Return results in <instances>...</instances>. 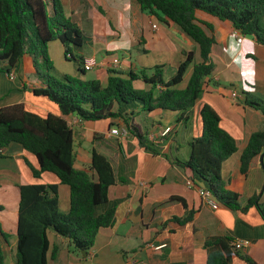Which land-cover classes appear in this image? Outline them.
Returning <instances> with one entry per match:
<instances>
[{
	"label": "crops",
	"instance_id": "obj_1",
	"mask_svg": "<svg viewBox=\"0 0 264 264\" xmlns=\"http://www.w3.org/2000/svg\"><path fill=\"white\" fill-rule=\"evenodd\" d=\"M66 16L77 24L83 36L81 47H71L73 55L65 57L64 46L59 40L48 43L53 63L61 54L63 66L55 68V76L81 75L107 82L109 70L128 76L130 70L153 68L162 65L164 80L176 71L184 60V51L195 50L197 44L172 22H162L154 15L140 10L135 0H61ZM200 20L209 22L214 36L210 58L214 70L206 79L203 91L195 104L181 115L180 111L153 109L144 111L140 103L128 107L122 117L99 120H81L75 114L63 115L73 133L74 167L88 170L91 152L95 148L109 160L115 183L108 189V199L116 202L115 222L100 228L94 244L82 258L70 252L68 241L49 231L48 236L57 253L49 264H204L207 239L227 236L230 245L238 240H249L240 249L256 264H264V220L254 205L243 209L250 197L258 194L264 202V153L254 160L248 174L240 171V154L250 135L264 128V114L242 103L244 92L264 100V45L252 36L242 35L237 41L238 30L228 21H219L203 13ZM152 24L156 27L153 28ZM203 26V25H202ZM241 34V33H240ZM59 43L50 48V45ZM120 52V53H115ZM117 60V63H114ZM55 64V63H54ZM90 69L86 70L84 65ZM14 79L7 72H0V107L22 103L24 107L41 116L48 113L60 115L58 108L43 96L32 94L29 89L38 85L29 80L34 71L28 55H24L16 68ZM91 72V77H86ZM191 70L179 84L186 85ZM26 85L27 89L22 86ZM134 87L148 89L143 79L133 81ZM160 86L154 91L158 94ZM233 93L235 94L233 96ZM210 105L220 116V126L234 139L237 151L222 162L221 177L226 186L238 193L240 208L229 209L223 205L211 208L198 193L204 188L194 182L190 169L180 165L190 153V141L201 135L200 107ZM117 106L114 105V109ZM124 119L135 122L155 148L152 153L141 147L131 134L123 135ZM170 131L162 135L163 130ZM117 128L119 134H111ZM0 158V222L4 231H13L7 239L0 238L4 264H15L18 184L42 183L58 185V209L67 212L69 188L60 184L50 172L34 177L37 168L34 156L16 142H11ZM190 179L193 186L186 184ZM12 189H11V187ZM171 196L184 199L187 207ZM194 210L192 219L177 222L173 217L184 218ZM232 247V246H231ZM69 249V250H68ZM230 264H247L233 257Z\"/></svg>",
	"mask_w": 264,
	"mask_h": 264
},
{
	"label": "trees",
	"instance_id": "obj_2",
	"mask_svg": "<svg viewBox=\"0 0 264 264\" xmlns=\"http://www.w3.org/2000/svg\"><path fill=\"white\" fill-rule=\"evenodd\" d=\"M141 11L156 16L162 22L177 25L197 44L199 61L195 50L184 51L175 73L167 80L162 75V65L153 68L130 70L123 77L117 70H109L107 82L98 78H84V69L78 61L79 75L55 76L54 63L48 52V43L59 40L65 57L74 59L71 47H81L83 36L70 17L64 13L61 0H0V72L9 73L16 68L24 55H28L40 84L29 91L43 96L60 111V115L48 113L41 116L27 110L22 103L0 107V158L11 142L19 143L31 153L37 168L34 177L43 172L53 173L60 184L69 188L67 212L58 209V185L29 183L18 184L19 199L15 235V264H49L57 253L51 245V231L68 241L70 252L82 258L94 244L100 228L115 222L116 202L108 199V189L115 183V175L107 157L95 148L91 152L88 170L74 167L73 133L63 115L75 114L81 120H99L122 117L123 112L136 103L144 111L156 108L180 111L181 115L191 108L200 97L206 79L211 76L214 65L210 53L215 42L208 31L209 22L200 20L198 13L219 21H228L244 36H252L264 45V0H135ZM203 25V26H202ZM207 29V30H206ZM191 70L186 85L179 84ZM143 79L148 89L134 87L133 81ZM160 86L158 94L154 91ZM22 88L27 89L26 85ZM264 114V100L244 92L242 100ZM114 105L117 106L114 109ZM202 133L190 141L188 158L180 165L191 170V179L200 182L210 191L212 198L229 209L240 208L238 193L230 190L221 177L224 160L237 151L235 139L220 126V116L214 108L204 103L199 110ZM125 128L141 147L156 153L135 122L124 119ZM264 153V128L253 132L240 154V171L248 174L251 164ZM186 208L181 197L171 196ZM254 205L264 220V202L258 194L253 195L243 207ZM242 208V207H241ZM3 207L0 205V211ZM189 210L182 220L192 219ZM13 231H4L0 222V238L7 242ZM207 259L204 264H230L238 257L247 264H256L246 253L233 249L230 238L221 236L204 242ZM68 249V250H69ZM0 264H4L0 240Z\"/></svg>",
	"mask_w": 264,
	"mask_h": 264
},
{
	"label": "built area",
	"instance_id": "obj_3",
	"mask_svg": "<svg viewBox=\"0 0 264 264\" xmlns=\"http://www.w3.org/2000/svg\"><path fill=\"white\" fill-rule=\"evenodd\" d=\"M152 27L155 28L156 25H155V24H152ZM241 40H242V34L239 33V34H238V37H237V41H238V42H241ZM114 63H117V60H114ZM84 68H85L86 70H88V69H90V66H89L88 64H85V65H84ZM8 76H9L10 78H12V79L14 78V76H13L12 73H10ZM234 95H235V94L233 93V96H234ZM168 131H170V127H166V128L163 130L162 135H163V134H166ZM110 133H111V134H119V130H118L117 128H112V129H110ZM121 133H122L123 135H126V134L128 133V130H127L126 128H124L123 130H121ZM186 184H187L188 186H190V187L193 186V182H192V180H190V179L187 180ZM198 193H199V195H200L201 197L204 198L205 202H206L211 208L214 209V208H216V207L218 206L217 202L212 198V196H211V194H210V191L207 190L206 188H199V189H198ZM248 245H249V240H238V241H236V242H234V243L231 244L232 248H233V249H236V250L244 249V248H246Z\"/></svg>",
	"mask_w": 264,
	"mask_h": 264
},
{
	"label": "rangeland",
	"instance_id": "obj_4",
	"mask_svg": "<svg viewBox=\"0 0 264 264\" xmlns=\"http://www.w3.org/2000/svg\"><path fill=\"white\" fill-rule=\"evenodd\" d=\"M58 42L56 41V43H54L53 45L51 44L50 45V48H52V47H55V46H58ZM115 53H120V52H115ZM69 60V62H70V64H72V59L70 58V59H68ZM64 58H63V55L61 54L59 57H57V60H55V64H54V67L55 68H60V67H62L63 66V63H64ZM10 73H12L13 74V76H14V78L16 77V74H15V72L13 71H11V72H9L8 73V75L10 74ZM93 75V73H91V72H86V74H85V76L86 77H91ZM28 77H29V80H31V81H36L37 82V84H40V82H39V80H38V78L36 77V75H35V73H34V71H29V75H28ZM13 78V79H14ZM11 187V186H10ZM11 189H12V187H11ZM7 264H12V262H7Z\"/></svg>",
	"mask_w": 264,
	"mask_h": 264
},
{
	"label": "water",
	"instance_id": "obj_5",
	"mask_svg": "<svg viewBox=\"0 0 264 264\" xmlns=\"http://www.w3.org/2000/svg\"><path fill=\"white\" fill-rule=\"evenodd\" d=\"M262 157H263V154L261 155V159H262ZM82 255H83V256H86V252L83 251V252H82Z\"/></svg>",
	"mask_w": 264,
	"mask_h": 264
}]
</instances>
